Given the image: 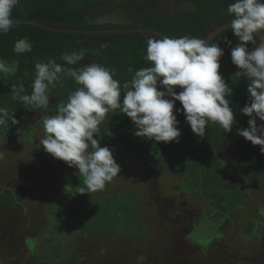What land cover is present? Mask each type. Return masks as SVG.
<instances>
[{"label":"rangeland","instance_id":"rangeland-1","mask_svg":"<svg viewBox=\"0 0 264 264\" xmlns=\"http://www.w3.org/2000/svg\"><path fill=\"white\" fill-rule=\"evenodd\" d=\"M160 1L106 0L108 6L94 11V20L127 23L150 7L166 13L189 9L185 0H174L171 7V0H164L167 8L158 6ZM43 115L36 110L17 134L0 138V264H264L259 209L264 207V182L250 178L249 166L229 142L215 143L214 150L231 169L201 194L182 192L186 176L165 177L163 164L132 168L119 155L114 156L121 167L118 176L101 191L81 194L78 169L39 143ZM28 131L30 142L24 137ZM239 183L247 190L241 207L225 216L216 191ZM204 216L224 219L221 237L205 250L201 243L211 233L209 224L200 222ZM250 221L259 225L247 238ZM200 228L204 232L194 234Z\"/></svg>","mask_w":264,"mask_h":264},{"label":"clouds","instance_id":"clouds-1","mask_svg":"<svg viewBox=\"0 0 264 264\" xmlns=\"http://www.w3.org/2000/svg\"><path fill=\"white\" fill-rule=\"evenodd\" d=\"M20 2L0 0V34L15 27L12 10ZM227 12L234 17L228 27L238 41L233 47L232 41L224 38L231 49V61L238 68L234 75L248 81V100L240 109L249 117L248 126L238 129V134L252 145H259L264 153V123H257V118L264 122V0H234L228 4ZM249 43L255 47L249 49ZM32 49L27 37L13 45L18 55ZM87 54L88 50L81 48L62 54L60 60L64 63L55 59L37 62L31 93H26L22 80L10 89L12 100L28 110L44 111V137L39 143L52 157L78 169L84 185L78 193L101 191L121 172L113 151L108 146L101 147L99 141L103 134L114 135L108 128L103 132L101 128L109 113L118 110L130 118L136 137L165 143L179 142L177 115L181 113L192 132L201 138L210 123L218 124L224 132H231L236 123L229 100L233 89L220 73L224 50L218 43L190 36H149L144 58L151 66L136 70L132 79L123 84L114 78L115 69L102 63L80 65ZM17 70L18 62L0 58L4 78L15 75ZM128 71L133 69L129 67ZM65 77H70L77 87L66 101L56 105L54 114H48L51 89L57 84L63 87ZM177 101L182 108L175 107ZM14 113L0 107V127L9 122L18 124Z\"/></svg>","mask_w":264,"mask_h":264},{"label":"trees","instance_id":"trees-1","mask_svg":"<svg viewBox=\"0 0 264 264\" xmlns=\"http://www.w3.org/2000/svg\"><path fill=\"white\" fill-rule=\"evenodd\" d=\"M104 1L106 0H21L20 4L12 10V18L14 21H32L60 29L79 31L147 29L172 38L190 36L205 40L209 31H214L220 26L230 23L234 18L227 12L228 4L234 0H185L189 5L187 10L167 14L160 9L150 7V9L138 11L136 18L127 23H99L94 20L96 14L93 13L102 8L101 5L108 6V3L106 5L103 3ZM149 36L151 35L66 34L24 24H17L7 34H0V58L9 63L18 62V70L15 75L4 78L0 74V107H6L10 112L15 111L14 115L19 120L16 125H11L9 122L8 125L0 127V138H9L17 134L24 123L36 112V110L26 109L21 102L12 100L10 89L12 85L18 84L22 80L26 93L30 94L31 83L35 78L34 65L37 62L55 59L58 63H64L60 60L62 54L83 48L88 50V54L85 60L80 62V65L102 63L110 69H115L116 76L114 78L123 84L132 79L136 70L151 66V62L144 58ZM23 37H27L31 41L33 49L31 52L18 55L13 52V45L16 40ZM225 37L232 41L233 47L238 43L230 28L223 30L210 42L218 43L224 50V55L220 60V73L229 87L233 89L229 100L236 123H234L231 132H224L218 124L210 123L207 126L206 135L203 138L198 137L192 132L190 125L186 123L185 117L181 113L177 115L180 122L178 127L181 131L179 142H155L136 137L133 134L134 125L131 119L125 114L118 113L117 110V112L109 113L101 125L102 132L103 129L108 128L114 134L113 136L103 134L99 138L101 147L108 146L114 156H122L123 163L132 164V168L136 166V163L144 167L163 164L165 177L186 176L180 187L182 192L201 194L204 186L216 182L231 169V165L220 159L214 150L215 143L229 142L241 154V159L247 168L249 166L250 178L264 182V153H261L259 145H252L250 141L238 134V129L248 126L249 117L240 111L248 100V81L234 75L238 68L231 61V49L225 43ZM101 45H106V47L101 48ZM248 47L252 49L255 45L249 43ZM129 67L133 69L132 72L128 71ZM76 87L77 85L70 77H65L63 87L57 84L54 89H51V104L48 113L54 114L56 105L62 100L66 101L69 93ZM176 90L180 91L179 88ZM175 107L182 108V105L177 101ZM174 114H176L175 111ZM38 125L39 123H36L33 129ZM29 136L30 131L24 136L25 141H31ZM246 192V187L242 183L232 189L216 191L217 197L222 199L225 216L239 208ZM200 222L210 223L213 220L204 216ZM209 225L211 235L208 239H219L213 234L214 224ZM249 229L247 238L250 237L253 226ZM197 232L200 234L204 231L198 229L194 234ZM33 245H35L34 240L30 241L27 246L32 248Z\"/></svg>","mask_w":264,"mask_h":264},{"label":"water","instance_id":"water-1","mask_svg":"<svg viewBox=\"0 0 264 264\" xmlns=\"http://www.w3.org/2000/svg\"><path fill=\"white\" fill-rule=\"evenodd\" d=\"M167 14H171V13H167ZM118 17V15H116ZM113 16H109L110 19H115L116 18ZM19 25V24H24V25H31V26H37V27H41L45 30L51 31V32H59V33H66V34H80V35H99V34H134V35H139V34H147V35H151V36H155L157 38H159V36L163 35L160 32L157 31H151V30H147V29H136V30H107V31H79V30H70V29H60V28H53V27H49L46 26L44 24H39V23H35L32 21H15V25ZM230 23H226L222 26H220L219 28H217L214 31H209L208 37L206 38V40H212L214 37H216L218 34H220L223 30L228 29L230 27L229 26ZM165 36V35H163ZM259 39V37H258ZM257 123L260 124L262 123L259 118H257Z\"/></svg>","mask_w":264,"mask_h":264},{"label":"flooded vegetation","instance_id":"flooded-vegetation-1","mask_svg":"<svg viewBox=\"0 0 264 264\" xmlns=\"http://www.w3.org/2000/svg\"><path fill=\"white\" fill-rule=\"evenodd\" d=\"M173 1L174 0H171V1H169V5H170V7H171V4L173 3ZM163 3V4H162ZM158 4V6H162V5H164L166 8H167V6H166V3H164V0H161L160 2H158L157 3ZM33 195H35V192H33ZM14 201H12V202H10V203H13ZM241 206H239V208H240ZM51 209H50V214H51V216L52 217H54V211H53V208L52 207H50ZM238 208V209H239ZM259 209H264V207H261V208H259ZM259 209H258V211H259ZM231 214V213H230ZM225 215V214H224ZM262 215L264 216V211H262ZM74 216H72V218H73ZM225 217V216H224ZM51 218V217H50ZM49 218V219H50ZM209 220V219H208ZM210 220H212V219H210ZM52 221V220H51ZM54 221H56V219H55V217H54ZM65 221V220H64ZM63 221V222H64ZM223 221H224V219H221L220 221H214L213 220V222H210V223H207V224H211V223H213L214 224V226H213V234H219L218 236H219V238L221 237V235H222V230L223 229H221V228H219L220 226H221V224L220 223H223ZM50 224H52V222H50ZM55 224H56V222H55ZM250 226H253V230L250 232L251 233V235L254 233V231H255V229L258 227V225H259V222L258 221H250L249 223H248ZM210 226V225H209ZM250 226H248V229H246V234L248 233V231H250V229H249V227ZM201 229V228H200ZM220 229V230H219ZM64 232V231H63ZM199 234V232H197L196 233V235H198ZM245 235V234H244ZM242 236V238H245V239H247L245 236ZM216 238H211L209 241H213V240H215ZM204 242V243H201L202 245H203V247H204V250L206 249V245H208L210 242ZM234 263H236V264H240V263H242V261L241 260H239V261H235Z\"/></svg>","mask_w":264,"mask_h":264}]
</instances>
